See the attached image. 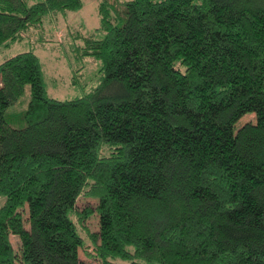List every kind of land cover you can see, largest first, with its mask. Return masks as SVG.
<instances>
[{
  "label": "trees",
  "instance_id": "1",
  "mask_svg": "<svg viewBox=\"0 0 264 264\" xmlns=\"http://www.w3.org/2000/svg\"><path fill=\"white\" fill-rule=\"evenodd\" d=\"M28 1L0 0V48L39 35L0 64V264H84L82 228L101 264H264V0H99L64 101L35 45L83 3Z\"/></svg>",
  "mask_w": 264,
  "mask_h": 264
},
{
  "label": "rangeland",
  "instance_id": "2",
  "mask_svg": "<svg viewBox=\"0 0 264 264\" xmlns=\"http://www.w3.org/2000/svg\"><path fill=\"white\" fill-rule=\"evenodd\" d=\"M37 1L40 0H29L28 4L31 5L37 3ZM81 1L83 3L82 9L66 12L64 15L58 14L55 22L50 21L49 16H45L43 18L42 27H44L46 31L45 38L47 41L44 46L40 44L35 45V54L41 62L43 83L47 94L51 98L61 101L70 100L76 96H83L90 87L97 83V69L100 67V62L94 59H92L93 61H77L71 57L70 49L68 48L69 38L66 36V33L68 32L69 26L71 30H76L79 25H82L83 28L80 30L83 35L90 33L92 29L99 26L98 14L96 13L97 2L99 0ZM31 31L33 32L25 34L22 40H17L15 43L0 48V64L3 63L7 57L14 56L17 53L27 52L28 49L33 46V42H35L39 35L36 31ZM50 33H52V35ZM77 68H81V71H77L78 76L74 78L75 83L73 84V71ZM29 96V89L27 87L20 99V101H22L21 105H24V107ZM1 98L3 99L2 96ZM248 121H254L253 114L242 117L238 125L240 126ZM95 203L96 200L93 198L89 199L80 196L76 202V209L80 211L86 207L91 208L95 206ZM90 216L91 217L86 220L84 225L92 233L96 232L99 228L97 227L98 216L95 212ZM80 234L84 238V247L79 249V260L83 261L84 264H101L96 258L86 255L87 252L91 253L93 251L90 246L91 241L87 238L83 228ZM10 241L12 242L14 250L18 249L19 241L16 237L11 236ZM142 264L154 263L142 262Z\"/></svg>",
  "mask_w": 264,
  "mask_h": 264
}]
</instances>
